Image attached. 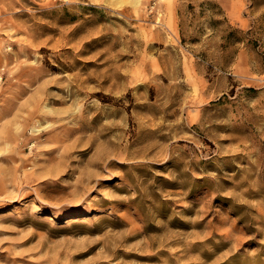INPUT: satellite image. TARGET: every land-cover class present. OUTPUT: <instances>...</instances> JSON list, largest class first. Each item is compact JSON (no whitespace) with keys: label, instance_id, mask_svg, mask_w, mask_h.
<instances>
[{"label":"rangeland","instance_id":"1","mask_svg":"<svg viewBox=\"0 0 264 264\" xmlns=\"http://www.w3.org/2000/svg\"><path fill=\"white\" fill-rule=\"evenodd\" d=\"M0 264H264V0H0Z\"/></svg>","mask_w":264,"mask_h":264}]
</instances>
